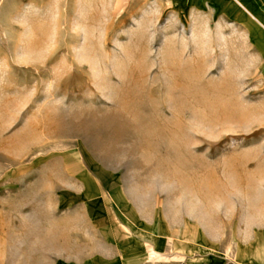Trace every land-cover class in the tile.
<instances>
[{"label": "rangeland", "instance_id": "1", "mask_svg": "<svg viewBox=\"0 0 264 264\" xmlns=\"http://www.w3.org/2000/svg\"><path fill=\"white\" fill-rule=\"evenodd\" d=\"M213 29L142 1L0 0V264H117L118 233L134 264L239 260L264 84ZM175 233L186 255L160 258Z\"/></svg>", "mask_w": 264, "mask_h": 264}, {"label": "crops", "instance_id": "2", "mask_svg": "<svg viewBox=\"0 0 264 264\" xmlns=\"http://www.w3.org/2000/svg\"><path fill=\"white\" fill-rule=\"evenodd\" d=\"M134 2H144L155 5L158 9L172 11L176 15L190 14L194 17L205 19L210 31H214L218 23L224 34L235 33L238 36L236 42H239L238 48L245 50L246 55L253 60L255 79L264 84V0H133ZM255 221L253 226L249 225L250 232L243 230L240 224L238 232V247L236 256L239 260L234 264H264V201L255 205ZM246 226V224H245ZM252 227V228H251ZM134 240L128 234L125 236L119 233L112 236L111 239L104 238L106 245L113 247L120 257L121 263L117 264H134L127 260L126 244ZM140 249V241H136ZM143 242V241H142ZM148 243V242H147ZM145 245L146 242H143ZM188 243L178 238L176 233L164 237L159 242L160 258L171 256L177 259L185 256L187 253ZM140 245V246H139ZM192 246L194 245L191 243ZM164 247V249H163ZM196 247V246H195ZM190 251H193L192 248ZM173 252V253H172ZM124 254V257H123ZM164 254V255H163ZM198 256V255H197ZM211 255L204 257H190L185 264L190 261L205 260ZM214 257V256H213ZM215 258V257H214ZM216 259V258H215ZM125 260V262H123ZM218 261V260H216ZM227 262L224 259V263ZM169 264H177V261ZM204 264H208L207 262ZM214 264H221L214 262Z\"/></svg>", "mask_w": 264, "mask_h": 264}]
</instances>
